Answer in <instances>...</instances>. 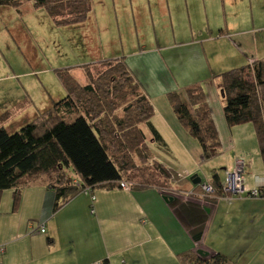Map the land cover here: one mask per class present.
Returning <instances> with one entry per match:
<instances>
[{
	"label": "trees",
	"instance_id": "16d2710c",
	"mask_svg": "<svg viewBox=\"0 0 264 264\" xmlns=\"http://www.w3.org/2000/svg\"><path fill=\"white\" fill-rule=\"evenodd\" d=\"M23 1L0 0V7L18 8ZM26 1L33 2L37 9L44 8L57 26L85 24L93 12V0ZM82 69L88 84L78 82L69 69L57 70L67 97L55 103L52 109L39 112L19 131L9 133L5 124L32 102L27 101L12 112L0 115V194L14 190V205L17 206L23 181L46 177L49 188L56 194V212L82 194L85 188L94 192L98 188H120L125 182L132 184L134 189L167 190L175 207L201 209L200 203L180 200L178 194L190 189L201 194L202 183L194 185L192 178L183 179L151 158L150 141L161 150L170 151L152 121L154 107L126 58L99 61ZM215 79L220 80L218 90L229 128L253 126L264 164V59L218 74ZM167 99L178 121L198 141L203 159L220 155L222 143L203 86H189L181 94L171 92ZM62 111L76 116L65 119ZM136 159L141 164L137 165ZM70 170L74 177L69 176ZM130 170L137 174L135 183L125 180ZM222 183L215 172L209 183L214 193L203 199L215 202L228 197ZM254 190L257 197L264 198V186ZM252 192L249 190L245 194L252 196ZM203 231L204 224L190 229L196 243L202 239ZM179 258L182 264H238L223 253L205 255L194 250Z\"/></svg>",
	"mask_w": 264,
	"mask_h": 264
},
{
	"label": "crops",
	"instance_id": "0c3cea01",
	"mask_svg": "<svg viewBox=\"0 0 264 264\" xmlns=\"http://www.w3.org/2000/svg\"><path fill=\"white\" fill-rule=\"evenodd\" d=\"M166 3V0H159L160 12ZM166 5L171 14L170 4ZM262 34L263 28L239 33L227 25L217 38L204 35L197 38L192 33V41L176 48L183 45L202 47V54L196 52L191 57L195 63L191 65L201 63L202 58L210 61L212 67L218 68L216 72L211 70L210 80L215 81L218 70L230 69L226 59L233 58V53L238 57L235 65L264 59ZM233 38L237 39L233 43L236 49L230 50L233 45L229 40L233 42ZM214 41L223 49H216ZM248 44L252 49H248ZM162 48L158 52L150 51V54L146 50L130 53L125 58L153 104L152 121L172 152L166 135H170L172 141L182 143L181 137H186L187 130L178 121L167 95L184 91L174 83L164 85L156 80L153 72L159 66L174 63L169 56L165 59L163 55L168 52V47ZM148 74L154 79L153 83ZM161 106H164L163 110H160ZM210 110L221 137L225 135L227 124L222 105L210 107ZM157 114L160 126L155 122ZM247 129L254 131L253 126ZM227 136L230 137V149L234 151L233 132ZM244 164L246 191L264 186V178L260 177L248 184L245 160ZM165 166L183 179L190 178L186 170ZM20 190L17 206L14 205V190L0 194V264H182L179 256L190 250L205 255L223 253L238 264H264V198L261 197L244 193L219 198L215 202L206 201L200 204L201 209H195L173 206L172 195L167 196V190L156 187L98 188L93 192L95 200L79 194L55 212L56 194L49 188L48 178H27ZM202 224L203 237L196 243L190 229ZM42 228L45 233H39Z\"/></svg>",
	"mask_w": 264,
	"mask_h": 264
},
{
	"label": "rangeland",
	"instance_id": "374dc122",
	"mask_svg": "<svg viewBox=\"0 0 264 264\" xmlns=\"http://www.w3.org/2000/svg\"><path fill=\"white\" fill-rule=\"evenodd\" d=\"M166 1L170 4L171 14L167 11V3L160 12L159 0H93L89 21L72 26H57L44 8L37 9L30 1L24 0L18 8L0 7V115L12 112L15 107L25 105L27 101L32 102L30 107L19 111L6 122L7 131H19L32 122L39 112L52 109L55 103L67 97L68 93L57 76V70H71L77 81L84 85L89 83L82 69L84 66L127 57L130 53L143 50L150 54V51L158 52L165 46L168 47V52L163 54L165 59L169 56V60L174 63L159 66L153 72L156 80L164 85L174 83L182 87L180 89L183 91L189 86L201 84L209 106L215 108L222 105L223 110V100L218 90L220 80H210L211 70L216 72L218 68L212 67V63L204 58L201 63L191 65L195 63L190 59L197 53L202 54V47H176L192 41V33L197 38L200 35L217 38L221 30H226L227 25L239 33L263 28L260 36L264 38V0ZM229 41L234 46L231 45L230 50L236 49L233 43L237 39ZM214 43L216 49H223L221 44L216 41ZM251 44L247 45L248 49H252L249 48ZM232 57L226 59L227 64L231 65L229 70L246 65H235L238 57L234 53ZM149 58L153 59V56ZM226 71L218 70V73ZM148 79L154 82L150 74ZM183 85L188 86L184 88ZM119 114H123L121 110ZM61 115L65 119L76 116L63 111ZM158 118L157 114L155 122L160 126ZM250 127L251 124L230 129L226 124L225 135L220 137L221 153L210 160L203 159L198 141L187 131L186 137H181L184 145L174 138L172 141L171 136L166 135L172 152H165L150 141L149 153L151 158L164 165L186 170L190 178L197 176L202 184H209L215 172L224 181L227 173L235 169L238 157L247 163L246 176L248 184H251L259 180L258 177L264 178V164L256 134L247 129ZM231 132L235 140V146H232L234 151L230 149V137L227 136ZM147 134L152 138L149 132ZM68 174L74 177L71 170ZM136 175L130 170L126 174V182H137ZM186 188L189 190V187ZM190 192L197 194L190 189L180 191L179 196L184 197ZM200 199L189 197L188 200L206 203Z\"/></svg>",
	"mask_w": 264,
	"mask_h": 264
},
{
	"label": "built area",
	"instance_id": "2783aa9c",
	"mask_svg": "<svg viewBox=\"0 0 264 264\" xmlns=\"http://www.w3.org/2000/svg\"><path fill=\"white\" fill-rule=\"evenodd\" d=\"M244 165H245L244 161H242L241 159H237L235 169L232 172L227 173L226 178L222 183V188H223V191L225 192V194H228V196H229V194H233V196H239V195H242V194L247 192L246 188H245ZM74 183L76 185L79 184V182L77 180H75ZM132 187H133L132 184L125 183V182H122L120 184V188H122V189H131ZM201 189H202V193L200 195L199 194H193L192 192H190V193H187L185 195L186 197L184 196L183 198L185 200H188L189 197L190 198H192V197L201 198L204 202H206V200L203 198L211 196L214 193V188L211 184H202ZM82 194L89 196L92 201L95 200V196H94L91 188H85L82 191ZM178 195H180V193ZM252 196L253 197L258 196L256 190H253ZM92 213H94L93 210H92ZM39 233H45L44 228H42L39 231Z\"/></svg>",
	"mask_w": 264,
	"mask_h": 264
},
{
	"label": "water",
	"instance_id": "95a60500",
	"mask_svg": "<svg viewBox=\"0 0 264 264\" xmlns=\"http://www.w3.org/2000/svg\"><path fill=\"white\" fill-rule=\"evenodd\" d=\"M192 183H193L194 185L201 184V179H199V178L196 179L195 176H194V177H192ZM166 201H169V199L166 198Z\"/></svg>",
	"mask_w": 264,
	"mask_h": 264
}]
</instances>
